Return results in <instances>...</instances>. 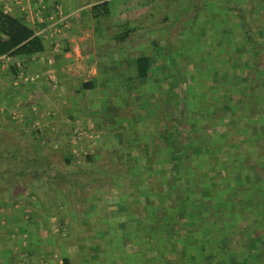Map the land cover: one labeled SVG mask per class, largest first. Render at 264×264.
Instances as JSON below:
<instances>
[{
  "label": "rangeland",
  "instance_id": "1",
  "mask_svg": "<svg viewBox=\"0 0 264 264\" xmlns=\"http://www.w3.org/2000/svg\"><path fill=\"white\" fill-rule=\"evenodd\" d=\"M152 1L154 0H149V3ZM225 1L209 0L208 3L206 0L156 1L159 12L154 18L161 20L158 32L152 29L144 31L141 34L142 40L139 37L138 41L134 37V40H128L130 45L125 48L126 55L131 56V59H128V63H131L129 67L135 68V73H131L129 79L125 78L120 71L121 62L118 61L116 62L118 70L112 74L110 80L105 82V73H100L98 84L100 81L102 87H115L116 91L112 96L113 104H110L109 110L102 106V110L99 107L94 110L92 116H77L76 119L71 120L72 128L70 127L68 139H54V135L49 133L51 144L47 152L50 157L53 158L55 150L57 151L61 145L64 146L63 154L66 157L69 155L68 148L71 147V153L74 155L71 164L73 167H65L64 160L58 163L54 158V161L62 172L70 169L62 181L74 182L76 187L69 186L67 189L64 183H62L63 187H60V183L48 182L47 179L33 180L31 175L27 176L31 186L27 187L28 184H25L28 190L16 192L12 186L15 182L14 177L0 174V191L6 193L4 197L0 195V200L6 203L3 212H0V215L1 213L4 215V221L7 220L6 216L13 212L16 216H24L23 220H28V216L31 219L34 217L37 241L45 238L44 244L52 246L50 252L55 254L58 244L66 247L64 256L68 255L70 264H149L148 259L159 257V253L148 252L145 247H142L143 254H138L140 252L138 246H142L144 239L141 238L142 231L136 229V226L141 224L140 220L145 217L143 215L145 203L150 199L151 203L160 200L161 191L166 187L165 183L160 184L162 178L157 174L162 171L160 161L167 157V147L172 141L168 138L173 137L177 132L183 87L188 98L186 104H189V112L192 115L188 119L187 127L190 143L182 151L186 152L191 147L190 151L196 155L195 152L202 144L205 152L214 151L217 154L214 157L218 158L221 167L227 166L233 169V173L230 174L237 176L238 185L245 187L244 192L247 197L243 200L245 206L249 208L256 204L258 199L251 195L252 191L258 189L264 195V190L261 188H264V170L257 162L264 156V120H262L264 119L262 89L264 79L260 82L261 86L258 85L259 78H264V72L258 68L253 72L254 76H248V66H245L243 56L248 49L251 50V45L246 41L240 20L235 18L233 10L227 8ZM236 1L240 4L246 3L240 9L246 13L247 24L250 25L252 36L257 44H260V53L263 54L264 0ZM226 23L228 32H226ZM119 34L125 37L126 31ZM145 34H148L147 39L144 38ZM227 36L230 45L226 48L223 45ZM241 40L245 41L242 45L236 43ZM114 49L102 48L101 51L105 55L100 57L101 60L112 62L115 58ZM226 49L229 52L228 66L225 61ZM143 55L149 56L152 60L148 80L134 78V75H138L136 59ZM259 61L260 64H264V55ZM224 70H229V87L232 86L231 79L233 81L235 91L232 94L229 90L228 94L219 93L220 90L224 92L223 88H226L227 82L220 79L221 74L225 76ZM256 75L259 77L258 80L254 78ZM249 78H252V81L249 82ZM243 81L248 82L247 87L242 84ZM6 103L11 107L7 109L5 106L4 110L0 108L2 124L0 149L5 148L2 145L6 142L16 146L22 145L23 148L19 146L10 149L22 148L23 150L19 152L24 155V152H28V148L37 149V146L33 145L34 138L45 140L48 132H54L42 126L43 117L38 116L37 106H33L36 108L37 117L29 121L24 110L18 109L16 104H10L11 101ZM251 105L255 106L258 112L257 124L256 121L241 118V113L245 116L249 114ZM12 110L24 116V122L16 124L23 127L22 131L13 125L15 122L10 117ZM238 112H241L239 116H237ZM235 117L237 122L234 120L236 122L234 125L227 123ZM77 121H83L93 127L92 129L98 134L94 143L87 137L81 138L78 144L72 141ZM32 130H40V132L35 137ZM53 147L56 149H52ZM235 154L245 165L243 169L247 172L251 171L250 173L244 174L246 171L243 169L239 173L235 170L238 168V164L233 163ZM87 156H90V159ZM209 160L210 158L206 162ZM26 161L25 159L13 161L9 157L2 156L0 172L7 167L17 171ZM250 165L255 168L250 170ZM164 168L168 169L165 166ZM121 174V177L118 176ZM213 174L212 172L211 175ZM120 181L125 186L116 188L115 184L118 186ZM151 182L158 184V189L156 185L155 190L157 193L150 195L146 200V193L141 190H145ZM15 183L19 184L18 180ZM9 188L12 190L7 194ZM230 188L231 186L224 187L228 192ZM30 191H34L31 195L36 196L31 199L32 202L34 204L39 202L36 207L38 209L36 217L31 214L34 209L32 202L21 199L18 201L19 206L12 204L14 197L21 193L27 195ZM263 201L264 197H261L260 203L263 208L258 210V213L264 212ZM24 209L29 210L30 213L28 211L25 213ZM83 209L86 210L84 219H79V213H83ZM62 213H66L65 217ZM88 219L91 220L90 224L85 223ZM263 228L258 230L263 231ZM102 231L105 233L103 236L99 235ZM92 232H97L98 235L94 236ZM257 235L256 232L254 237ZM80 241L85 247L87 246V249L91 248L94 242L99 241L100 248H105L104 252L101 251L100 255L94 258L93 255L84 252L86 249L81 250L77 245ZM4 245V243L0 244L3 248ZM246 245H249L248 241ZM77 248H80V254ZM107 251H111L113 257H110ZM54 253H51L54 260L50 263L63 264V260L59 263L63 258L62 254L54 256ZM44 257L48 260L50 256ZM161 260L163 258L159 257V263ZM261 261L264 262V258ZM155 264L158 262L156 261Z\"/></svg>",
  "mask_w": 264,
  "mask_h": 264
},
{
  "label": "trees",
  "instance_id": "2",
  "mask_svg": "<svg viewBox=\"0 0 264 264\" xmlns=\"http://www.w3.org/2000/svg\"><path fill=\"white\" fill-rule=\"evenodd\" d=\"M208 1L206 0L207 3ZM244 3L240 4L236 0H226L224 4L228 9L233 10L235 18L240 20L246 41L251 45V50L248 49L243 59H245V66H248V76L252 77L254 76L253 72L262 64L259 61L261 56L259 45L252 36L250 25L247 24L246 13L243 12V9H240L241 6L243 8L246 4ZM130 33L136 34L134 30ZM45 48L44 39L36 34L34 27L0 8V57H17L26 66L29 58L43 53ZM136 63L138 78L148 80L152 68L151 58L145 55L139 56ZM13 65L12 69L18 72L16 64ZM250 80L252 81V78H249V82ZM242 84L245 87L248 86V82L243 81ZM258 85L261 86V83ZM182 91L177 132L175 131L174 136L168 138L172 141H170V146L167 147V157L160 161L162 171L157 174L159 178H162L160 184L165 183L166 187L161 191L162 198L160 200H154L151 203L149 198L150 201L144 205L143 215L145 217L140 220L141 224L136 226V229L142 231L141 238L144 239V243L142 246H138V249L140 248L139 251L141 252L142 247H145L148 252L156 251L159 253V257L163 258L159 263V257H152L148 259L149 264H155L156 261L158 264H264L261 261L264 258V212L258 213V210L263 208L260 198L264 195L261 190L252 191L251 195L255 196L258 202L249 208L246 207L243 201L247 198L244 192L245 187L238 185L239 179L237 176L230 174V172L233 173V169L227 166L221 167L218 158L214 157L217 155L214 151L205 152L203 150L204 144L197 149L196 155L190 151L191 147L186 152L182 151L190 143V134L187 127L189 126L188 119L192 115L189 112V104H186L188 98H186L184 87ZM229 91H235L234 87H229ZM109 104H113L112 100L109 101ZM3 105L7 109L11 107L7 103ZM256 110L255 106L251 105L247 116L242 115V111L238 112L237 116L241 113V118H246L247 121H259L256 117L258 113ZM234 120L237 122L235 117L227 123L234 125L236 123ZM262 120L264 119L262 118ZM1 127L0 122V129ZM31 132L36 137L40 130H32ZM49 136V134L46 135L45 140L34 138L33 145H36L37 149L28 148V152H24V155L19 152L23 150L22 145H19L22 148H17V150H11L10 148L15 149L19 146L7 142L2 145L5 146V148L0 149L2 156L9 157L13 161H22L23 159L27 161L17 171H12L7 167L0 174L13 176L15 182L18 180L17 178H23L21 180L27 182V176L32 175L33 180L42 178L47 179L48 182L60 183V187H63L62 183L74 187L76 185L73 184L74 182L62 181L63 177L70 172V169L62 172L54 161L57 159L59 163L64 160L65 167H73L71 164L74 155L71 153V147L68 148L69 155L66 157L63 154L64 146H59L57 151L53 147L55 157L52 158L47 152L51 144ZM1 143L2 141H0ZM234 156L233 163L238 164V168L235 170L239 173L245 168V165L242 164L241 158L236 154ZM87 157L90 159V156ZM208 158L210 160L206 162ZM261 159L257 162L264 170V156ZM28 168L31 169L27 170ZM249 168L251 170L255 167L250 165ZM212 172L213 175H211ZM250 172L246 171L244 174ZM122 174L118 176L121 177ZM15 182L12 186L17 188ZM156 185L158 189L156 182H151L146 186L144 191H146L147 198L150 195H156ZM123 186L125 185L121 181L118 186L115 184L116 188H122ZM226 186H231L229 192L224 189ZM261 188L264 190L263 187ZM33 192L30 191L27 194L30 200L27 202L33 201L31 200L35 196L31 195ZM36 210L32 211V216L37 215ZM262 228L263 231L258 230ZM256 232L258 235L254 237ZM247 241L249 245H246ZM64 264H70V259L65 258Z\"/></svg>",
  "mask_w": 264,
  "mask_h": 264
},
{
  "label": "crops",
  "instance_id": "3",
  "mask_svg": "<svg viewBox=\"0 0 264 264\" xmlns=\"http://www.w3.org/2000/svg\"><path fill=\"white\" fill-rule=\"evenodd\" d=\"M25 1L28 2L31 8L35 7L36 0ZM44 1L47 12L55 10L56 6L61 8L62 12L69 17L68 27L53 40L44 39L45 51L32 56L26 62L27 72L35 78L34 80L25 81L18 79V73L12 69V66H14L12 62L19 58L4 56L0 60V107L5 106L3 104L10 100H12L10 104L15 101L13 104H16L18 109L24 110L27 120L31 121V119L37 117L36 108L33 107L37 106L39 108L38 116L43 117L42 126L47 128V130H54V132H48V134L52 133L54 139L61 138L63 140L64 138L68 139L70 127L72 128L71 120L76 119L77 116H92L94 110L99 109V107L102 110V106L109 110V101L112 100V96L116 94V91L115 87H102L100 81L98 84L100 73H105V82L110 80L112 74L118 70L116 66L118 61L121 62L120 71L124 74V77L127 79L131 78V73H135V68L129 67L131 63H128V59H131V56L126 55L125 48L129 47V41L134 40V37L137 39L140 37L142 40L141 34L144 31L152 29L154 32H158L161 20L154 18V15L159 12L157 7L158 0H154L152 3H149V0ZM4 5H7V7L4 8ZM0 8L23 20L22 11L13 4L12 0H0ZM24 22L34 27L32 21L24 20ZM133 30L136 32L135 35L130 33ZM123 31H126L125 37L119 34ZM226 32H228L227 23ZM144 38L147 39L148 34H145ZM244 42L241 40L236 43L242 45ZM229 45L230 40L227 36L223 46L227 48ZM102 48H115V58H113L112 62L107 59V61L101 60L100 57L105 55L101 51ZM225 54V61L228 66V49H226ZM260 55L261 58L264 53H260ZM259 69L264 72V64L260 65ZM228 71L224 70L225 76L220 75V79H224L227 82L225 84L226 88H223L225 91H219L221 95L222 93L228 94L230 79ZM237 71L239 72V70ZM257 77L258 75L254 77L255 80H258L259 77ZM134 78L141 79L137 75H134ZM263 79L259 78V83ZM17 81L18 84L15 85ZM231 82V87H234L232 79ZM230 92L231 94L233 93V91ZM202 108L204 109L203 105ZM37 122L39 123V121ZM257 123L258 121H256ZM13 125L22 131L23 127ZM1 157L2 154H0ZM18 183L15 185L18 188H15L16 192L28 190L24 187V183L28 184L27 187L31 186H29V181L25 182L21 179H18ZM19 187L23 189H19ZM65 187L68 189L69 185L65 183ZM9 189H7V194L12 190L11 188ZM142 190L141 192H146ZM5 194L0 193L2 197L6 196ZM145 195V198H147V194ZM14 199L12 201L14 206H19L18 201L21 199L25 200V202L30 201L29 197L23 193L14 197ZM5 205L6 203L0 200V212H3ZM38 205L39 202L33 204V211L36 210ZM24 211L25 213L29 212L27 209H24ZM36 211L38 212V209ZM85 211L83 209V213H79V219H84ZM64 214L66 213H62V215ZM0 216H2L0 218V244H5L4 248L0 246V264H48V262H53L52 254L54 252H50L53 247L44 244L45 238L38 240L40 242L36 239L37 232L34 228V217L32 218L33 220L30 216H28V220H23L24 216H16L15 212H13L11 215L6 216L7 220L4 221V215L1 213ZM85 223L90 224L91 220L89 221L88 219ZM92 233L94 236L98 235L97 232ZM99 235L103 236L105 233L102 231ZM94 239L96 240V238ZM106 244L108 245V243ZM77 245L81 247L82 251L86 249L84 252H88V255H93L96 258L105 249L104 247L100 248L101 243L99 241L98 243L94 242L93 246L88 249L81 241ZM41 246L44 248L40 249ZM58 246L56 249L57 253H54V256H59L61 253L63 258H61L59 263H62V260L64 261L66 257H69L67 254L64 256V252L67 250L66 247L61 244H58ZM77 249V252H79L80 248ZM107 252L111 257V251ZM143 252L144 250L142 249V252L138 254H143ZM44 256L50 257L47 260ZM168 262L170 263V260Z\"/></svg>",
  "mask_w": 264,
  "mask_h": 264
},
{
  "label": "built area",
  "instance_id": "4",
  "mask_svg": "<svg viewBox=\"0 0 264 264\" xmlns=\"http://www.w3.org/2000/svg\"><path fill=\"white\" fill-rule=\"evenodd\" d=\"M12 2L22 11L25 20L32 21L36 34L43 39L53 40L68 27L69 17L62 12L59 6H56L55 10L51 12H47L44 0H36L34 8H31L25 0H12ZM3 7L6 8L7 5H4ZM2 58H4V56L0 57V60ZM12 64H16L18 68V79H23L25 81L35 79L28 74L25 64L20 59L12 62ZM17 84L18 81L15 82V85ZM0 108L4 110L5 106H1ZM10 117L15 124H21V122H24V116L18 111L12 110ZM76 123L77 128L74 130L72 141L78 144L80 143L81 138L87 137L90 142L94 143L98 138V134L92 129L93 127L91 128L90 124H85L83 121H77Z\"/></svg>",
  "mask_w": 264,
  "mask_h": 264
}]
</instances>
